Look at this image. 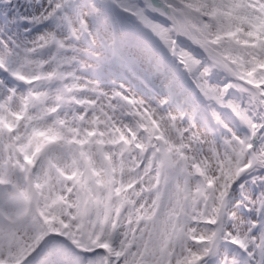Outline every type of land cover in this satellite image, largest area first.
Masks as SVG:
<instances>
[{"label": "snow or ice", "instance_id": "6c2138e0", "mask_svg": "<svg viewBox=\"0 0 264 264\" xmlns=\"http://www.w3.org/2000/svg\"><path fill=\"white\" fill-rule=\"evenodd\" d=\"M0 264H264V0H0Z\"/></svg>", "mask_w": 264, "mask_h": 264}]
</instances>
